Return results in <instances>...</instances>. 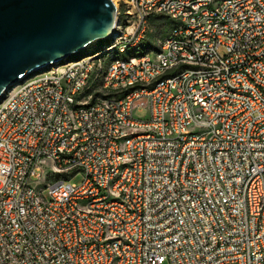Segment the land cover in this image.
I'll return each instance as SVG.
<instances>
[{"label":"built area","instance_id":"built-area-1","mask_svg":"<svg viewBox=\"0 0 264 264\" xmlns=\"http://www.w3.org/2000/svg\"><path fill=\"white\" fill-rule=\"evenodd\" d=\"M112 1L102 50L1 92L0 264H264V0Z\"/></svg>","mask_w":264,"mask_h":264},{"label":"water","instance_id":"water-1","mask_svg":"<svg viewBox=\"0 0 264 264\" xmlns=\"http://www.w3.org/2000/svg\"><path fill=\"white\" fill-rule=\"evenodd\" d=\"M115 18L111 0H0V96L105 39Z\"/></svg>","mask_w":264,"mask_h":264},{"label":"rangeland","instance_id":"rangeland-1","mask_svg":"<svg viewBox=\"0 0 264 264\" xmlns=\"http://www.w3.org/2000/svg\"><path fill=\"white\" fill-rule=\"evenodd\" d=\"M167 22L170 24V25H174V21L170 18H166ZM121 23L124 22V17L121 18ZM107 45V40L106 38L105 39H99V40H96L94 41V43L88 47L84 52L79 51L77 53H74L72 56H70V58H78V57H81V54H87V53H93V52H96L98 50H100L101 48H104L105 46ZM157 45V44H156ZM152 53L151 55H154L155 52L157 51V46H155L152 50ZM132 52H134V50H129L128 52L125 53V55H128V54H131ZM220 53H223V50H220ZM118 52L116 50H112L109 52L108 54V60L110 59V57L114 56V55H117ZM101 67V61L99 62V68ZM41 74H37V76H39ZM100 78H101V74H100V70L97 69V71L94 73V76H93V79L91 80L89 86L84 89L81 94H84L86 93L90 88H92L96 83H98L100 81ZM21 84H17L16 86L14 87H18L20 86ZM143 113H136V115H142ZM54 170V164H53V161L52 160H46L45 163H42L41 164V170L39 171V173H41V177L36 179L35 177L33 178V180L30 181L32 187H34L36 190L40 191L41 189H44V193L47 191L45 190L44 186L45 185H48V175H50ZM81 176L79 174H77L74 178L71 179V182H74V183H78L81 181Z\"/></svg>","mask_w":264,"mask_h":264},{"label":"trees","instance_id":"trees-1","mask_svg":"<svg viewBox=\"0 0 264 264\" xmlns=\"http://www.w3.org/2000/svg\"><path fill=\"white\" fill-rule=\"evenodd\" d=\"M151 25L154 27L156 35L163 39L170 31L172 25H170L166 18L163 16H151ZM153 39L152 36L149 40H146L144 43L142 42V44L139 46L140 47V51L145 52V51H151L155 45L153 44ZM103 48H101L100 50H102ZM170 72V71H169Z\"/></svg>","mask_w":264,"mask_h":264},{"label":"crops","instance_id":"crops-1","mask_svg":"<svg viewBox=\"0 0 264 264\" xmlns=\"http://www.w3.org/2000/svg\"><path fill=\"white\" fill-rule=\"evenodd\" d=\"M151 16H153V17H155V16H163V17H165V18H167V16H165V15H162V14H152ZM151 16H150V18H149V31H148V33H147V35H146V37L144 38V40H143V43L146 41V40H149L150 38H151V36H152V39H153V44L155 45V44H157V42L161 39V38H159L157 35H156V32H155V29H154V27L151 25ZM174 25H175V23H174ZM173 25V26H174ZM172 26V27H173ZM171 27V28H172ZM94 42H92L90 45H88L86 48H84L83 50H82V52H84L88 47H90L92 44H93ZM152 44V45H153ZM155 46H157V45H155ZM94 53V52H93ZM89 54H92V53H87V54H81V56L82 55H89ZM70 58V57H69Z\"/></svg>","mask_w":264,"mask_h":264},{"label":"bare ground","instance_id":"bare-ground-1","mask_svg":"<svg viewBox=\"0 0 264 264\" xmlns=\"http://www.w3.org/2000/svg\"><path fill=\"white\" fill-rule=\"evenodd\" d=\"M112 1V0H111ZM113 2V1H112ZM114 4V3H113ZM115 6V5H114ZM116 8V7H115Z\"/></svg>","mask_w":264,"mask_h":264}]
</instances>
